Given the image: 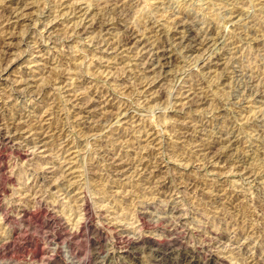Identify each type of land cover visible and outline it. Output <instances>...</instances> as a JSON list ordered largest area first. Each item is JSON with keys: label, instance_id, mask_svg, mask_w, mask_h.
<instances>
[{"label": "rangeland", "instance_id": "1", "mask_svg": "<svg viewBox=\"0 0 264 264\" xmlns=\"http://www.w3.org/2000/svg\"><path fill=\"white\" fill-rule=\"evenodd\" d=\"M0 36V264H264V0H0Z\"/></svg>", "mask_w": 264, "mask_h": 264}, {"label": "bare ground", "instance_id": "2", "mask_svg": "<svg viewBox=\"0 0 264 264\" xmlns=\"http://www.w3.org/2000/svg\"><path fill=\"white\" fill-rule=\"evenodd\" d=\"M114 1V0H113ZM123 2V1H122ZM112 3V2H111ZM116 4H118L117 2H115ZM109 4V3H108ZM106 5V4H105ZM120 5V4H119ZM125 5V4H124ZM109 6V5H108ZM116 6V5H115ZM112 8V7H111ZM117 8V7H116ZM114 9V8H113ZM112 9V10H113ZM108 10V9H107ZM8 12V11H7ZM121 13V12H120ZM123 13V12H122ZM8 16V15H7ZM115 17V16H114ZM151 19V18H150ZM170 19V18H169ZM146 21V20H145ZM188 21V20H187ZM105 23V22H104ZM147 23V22H146ZM156 23V22H155ZM189 23V22H188ZM107 24V23H106ZM144 24V23H143ZM148 24V23H147ZM182 23H180V25H181ZM145 25V24H144ZM143 26V25H142ZM177 26V25H176ZM82 27V26H81ZM131 27V26H130ZM153 27V26H152ZM175 29H176V27H175ZM194 31V30H193ZM135 32V31H134ZM134 32L133 31H129V32H127L128 33V35H127V37H126V39H129L131 36H132V38H133V34H134ZM142 32V31H141ZM126 33V34H127ZM191 33V32H190ZM200 33H202V32H200ZM259 34V33H258ZM135 35V34H134ZM139 35V34H138ZM189 35V34H188ZM196 35V34H195ZM125 36V35H124ZM205 36V35H204ZM1 37V36H0ZM131 38V39H132ZM210 38V37H209ZM204 39V38H203ZM130 40V39H129ZM198 40V39H197ZM39 41V40H38ZM201 41V40H200ZM4 42V41H3ZM6 43V42H5ZM161 43H163V42H161ZM4 44V43H3ZM2 44V45H3ZM193 45V44H192ZM155 46V45H154ZM191 46V45H190ZM5 48V47H4ZM8 48V47H7ZM152 48V47H151ZM157 49V48H156ZM164 49V48H163ZM152 50H153V48H152ZM157 51V50H156ZM159 52V51H158ZM166 53V52H165ZM154 54V53H153ZM163 54V53H162ZM162 59V58H161ZM156 60H158V59H156ZM252 79V78H251ZM254 79V78H253ZM143 80V79H142ZM144 81V80H143ZM142 81V82H143ZM249 81H251V80H249ZM253 85V84H252ZM39 87V86H38ZM41 87V86H40ZM254 87V86H253ZM260 87V86H259ZM33 88V87H32ZM43 88V87H42ZM42 88H41V90H42ZM247 88V87H246ZM31 89V88H30ZM38 89V88H37ZM251 91V90H250ZM256 93H258V90H257V92ZM248 94V93H247ZM261 94V93H260ZM91 102V101H90ZM194 102V101H193ZM200 102V101H199ZM85 105V104H84ZM82 107V106H81ZM80 107V108H81ZM19 115V114H18ZM2 120V119H1ZM16 124V123H15ZM105 125V124H104ZM95 127V126H94ZM261 129V128H260ZM9 130V129H8ZM15 131V130H14ZM260 131V130H259ZM258 131V132H259ZM16 132V131H15ZM18 132H19V130H18ZM61 132V131H60ZM63 134V133H62ZM63 137V136H62ZM8 138V136H7V132H3V133H0V142H3V143H6V139ZM66 140V139H65ZM260 141V140H259ZM38 142H39V140H38ZM260 143V142H259ZM12 144V143H11ZM4 145V144H3ZM8 147V146H7ZM4 148H5V146H4ZM11 151V150H10ZM20 155V154H19ZM115 159V158H114ZM161 163V162H160ZM192 185V184H191ZM166 188V187H165ZM29 210V209H28ZM30 213V212H29ZM21 216V215H20ZM83 225V224H82ZM183 255V254H182ZM69 260V259H68Z\"/></svg>", "mask_w": 264, "mask_h": 264}]
</instances>
